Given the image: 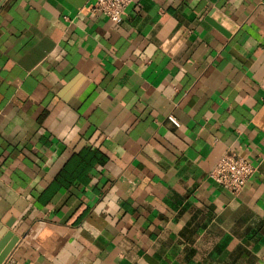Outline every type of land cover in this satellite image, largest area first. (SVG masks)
<instances>
[{"label": "crops", "instance_id": "crops-1", "mask_svg": "<svg viewBox=\"0 0 264 264\" xmlns=\"http://www.w3.org/2000/svg\"><path fill=\"white\" fill-rule=\"evenodd\" d=\"M94 1L0 9L1 264H264V0Z\"/></svg>", "mask_w": 264, "mask_h": 264}, {"label": "built area", "instance_id": "built-area-1", "mask_svg": "<svg viewBox=\"0 0 264 264\" xmlns=\"http://www.w3.org/2000/svg\"><path fill=\"white\" fill-rule=\"evenodd\" d=\"M139 0H95L90 9L94 15H102L115 24L121 22L123 15ZM168 120L176 127L178 120L170 115ZM256 167L246 158L235 153L223 155L210 173V179L216 185L238 196L256 172Z\"/></svg>", "mask_w": 264, "mask_h": 264}, {"label": "water", "instance_id": "water-1", "mask_svg": "<svg viewBox=\"0 0 264 264\" xmlns=\"http://www.w3.org/2000/svg\"><path fill=\"white\" fill-rule=\"evenodd\" d=\"M6 2V0L0 1V9L3 6V4ZM12 239V240H11ZM9 245L7 244L9 241ZM16 242V238H13L12 232H9L1 241H0V264L6 254L10 251V249L13 247V244Z\"/></svg>", "mask_w": 264, "mask_h": 264}, {"label": "trees", "instance_id": "trees-1", "mask_svg": "<svg viewBox=\"0 0 264 264\" xmlns=\"http://www.w3.org/2000/svg\"><path fill=\"white\" fill-rule=\"evenodd\" d=\"M93 156H91L88 160H87V164H89L90 166H93L92 160H93ZM69 170L66 169L62 174H61V181L62 180H67V174H68Z\"/></svg>", "mask_w": 264, "mask_h": 264}]
</instances>
